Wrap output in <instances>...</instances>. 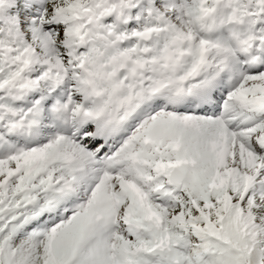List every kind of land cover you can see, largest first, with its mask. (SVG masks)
Wrapping results in <instances>:
<instances>
[{"label": "snow or ice", "instance_id": "snow-or-ice-1", "mask_svg": "<svg viewBox=\"0 0 264 264\" xmlns=\"http://www.w3.org/2000/svg\"><path fill=\"white\" fill-rule=\"evenodd\" d=\"M0 264H264V0H0Z\"/></svg>", "mask_w": 264, "mask_h": 264}]
</instances>
